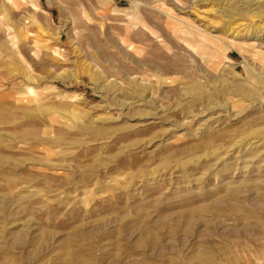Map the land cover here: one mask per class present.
Returning a JSON list of instances; mask_svg holds the SVG:
<instances>
[{"label":"rangeland","instance_id":"obj_1","mask_svg":"<svg viewBox=\"0 0 264 264\" xmlns=\"http://www.w3.org/2000/svg\"><path fill=\"white\" fill-rule=\"evenodd\" d=\"M80 262L264 264V0H0V264Z\"/></svg>","mask_w":264,"mask_h":264},{"label":"bare ground","instance_id":"obj_2","mask_svg":"<svg viewBox=\"0 0 264 264\" xmlns=\"http://www.w3.org/2000/svg\"><path fill=\"white\" fill-rule=\"evenodd\" d=\"M200 46H203L202 44H200ZM205 47H207L208 48V46H203V48H205ZM78 259H79V257H78ZM80 261H81V258L79 259ZM83 261V260H82ZM81 264H84L83 262H80Z\"/></svg>","mask_w":264,"mask_h":264}]
</instances>
